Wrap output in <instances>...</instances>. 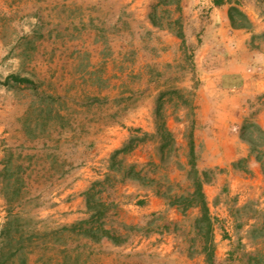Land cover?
Returning <instances> with one entry per match:
<instances>
[{"label": "rangeland", "instance_id": "obj_1", "mask_svg": "<svg viewBox=\"0 0 264 264\" xmlns=\"http://www.w3.org/2000/svg\"><path fill=\"white\" fill-rule=\"evenodd\" d=\"M209 3L0 0V264H264L258 99L239 126L201 107L227 97ZM239 9L252 35L264 0Z\"/></svg>", "mask_w": 264, "mask_h": 264}, {"label": "crops", "instance_id": "obj_2", "mask_svg": "<svg viewBox=\"0 0 264 264\" xmlns=\"http://www.w3.org/2000/svg\"><path fill=\"white\" fill-rule=\"evenodd\" d=\"M209 9L215 17V28L213 31L214 43L205 45L199 50L200 54H207L208 52L218 51L221 52L223 59H221V68L214 74L213 82H218L219 91L226 94V98L220 101H211V104L201 107H209L212 109V116L209 122L232 123L241 125L243 119L241 115L247 111L248 101L257 98L258 109L255 115V123L264 132V41L256 44L255 48H251L250 41L253 36H264V22L250 20L253 25V32L247 34L246 31L239 29H232L228 20L229 7L220 6L214 7L209 3ZM242 10V9H241ZM247 10L243 9V11ZM249 12V10H247ZM210 30V29H209ZM252 36V37H251ZM204 54V55H205ZM206 57V56H205ZM213 84V83H212ZM228 94L230 97L228 98ZM207 103V102H204ZM207 121V120H204ZM210 132L208 137L220 141L222 145H226L230 139L233 147L230 152L233 156L231 162L236 159L247 158V152L244 151V146L238 142L237 137H227V134L222 131L216 133L213 129L209 128ZM222 129V128H221ZM237 141V142H236ZM227 149V148H226ZM226 151V150H225ZM230 187L235 182V177H230ZM263 178L260 176L258 181ZM159 202L153 197H149L148 204L145 207L147 211L153 210ZM74 209V208H73ZM4 218V201L0 198V223Z\"/></svg>", "mask_w": 264, "mask_h": 264}, {"label": "trees", "instance_id": "obj_3", "mask_svg": "<svg viewBox=\"0 0 264 264\" xmlns=\"http://www.w3.org/2000/svg\"><path fill=\"white\" fill-rule=\"evenodd\" d=\"M211 4L214 7H220V6H223V5H228L229 6V9H228V20H229V23H230V26H231L232 29H243L244 28L243 25L237 24V22L235 20V16L236 15L241 20L245 21L247 23V25H250V22L248 21L247 17L239 9L240 0H211ZM9 80H12L14 83H28V80H26L24 78H19V77H16V76L7 77L4 83L5 84L8 83ZM250 127L256 129L259 132V135L264 139V132L256 124H251L249 126H244V127H242L241 131L245 132ZM240 139L243 142L251 145L250 140L246 139L242 134L240 135ZM193 153L194 152H193V148H192V145H191V148H190L191 157L193 156ZM191 167H192L193 171L196 169V167H195L193 162H191ZM194 189H195L194 195L200 201V207H201L202 215L206 219V217H207V208H206V205L204 203L203 195L201 193L200 184L197 181L194 182ZM208 264H213V262L209 259Z\"/></svg>", "mask_w": 264, "mask_h": 264}]
</instances>
